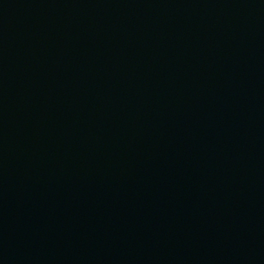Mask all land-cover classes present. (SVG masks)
<instances>
[{"label": "water", "instance_id": "water-1", "mask_svg": "<svg viewBox=\"0 0 264 264\" xmlns=\"http://www.w3.org/2000/svg\"><path fill=\"white\" fill-rule=\"evenodd\" d=\"M0 264H264V0H0Z\"/></svg>", "mask_w": 264, "mask_h": 264}]
</instances>
